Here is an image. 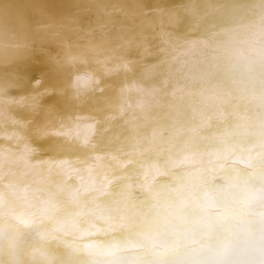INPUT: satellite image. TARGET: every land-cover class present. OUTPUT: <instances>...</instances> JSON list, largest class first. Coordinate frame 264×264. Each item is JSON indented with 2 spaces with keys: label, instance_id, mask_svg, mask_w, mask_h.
Wrapping results in <instances>:
<instances>
[{
  "label": "bare ground",
  "instance_id": "6f19581e",
  "mask_svg": "<svg viewBox=\"0 0 264 264\" xmlns=\"http://www.w3.org/2000/svg\"><path fill=\"white\" fill-rule=\"evenodd\" d=\"M0 264H264V0H0Z\"/></svg>",
  "mask_w": 264,
  "mask_h": 264
}]
</instances>
